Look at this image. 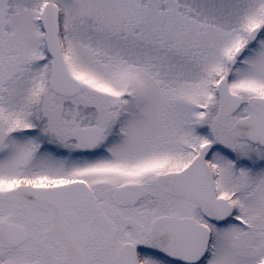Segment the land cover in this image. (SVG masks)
I'll return each instance as SVG.
<instances>
[{"label": "snow or ice", "instance_id": "1", "mask_svg": "<svg viewBox=\"0 0 264 264\" xmlns=\"http://www.w3.org/2000/svg\"><path fill=\"white\" fill-rule=\"evenodd\" d=\"M0 264H264V0H0Z\"/></svg>", "mask_w": 264, "mask_h": 264}]
</instances>
